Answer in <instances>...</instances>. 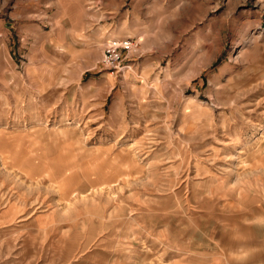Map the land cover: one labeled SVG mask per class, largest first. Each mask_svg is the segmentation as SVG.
Wrapping results in <instances>:
<instances>
[{"label":"rangeland","instance_id":"374dc122","mask_svg":"<svg viewBox=\"0 0 264 264\" xmlns=\"http://www.w3.org/2000/svg\"><path fill=\"white\" fill-rule=\"evenodd\" d=\"M0 264H264V0H0Z\"/></svg>","mask_w":264,"mask_h":264},{"label":"built area","instance_id":"2783aa9c","mask_svg":"<svg viewBox=\"0 0 264 264\" xmlns=\"http://www.w3.org/2000/svg\"><path fill=\"white\" fill-rule=\"evenodd\" d=\"M133 42L130 38L111 39L105 47V62L108 64H116L122 60L124 50H129L133 47Z\"/></svg>","mask_w":264,"mask_h":264}]
</instances>
